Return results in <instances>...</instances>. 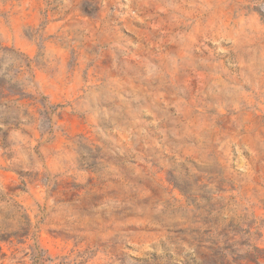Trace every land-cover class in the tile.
<instances>
[{"label": "rangeland", "instance_id": "374dc122", "mask_svg": "<svg viewBox=\"0 0 264 264\" xmlns=\"http://www.w3.org/2000/svg\"><path fill=\"white\" fill-rule=\"evenodd\" d=\"M0 80V264L264 249V0H0Z\"/></svg>", "mask_w": 264, "mask_h": 264}, {"label": "trees", "instance_id": "16d2710c", "mask_svg": "<svg viewBox=\"0 0 264 264\" xmlns=\"http://www.w3.org/2000/svg\"><path fill=\"white\" fill-rule=\"evenodd\" d=\"M11 86H6L3 81L0 80V100L13 98L15 96H22V93H13ZM17 99L16 101H19ZM0 201L7 204V214L4 216L5 220L11 223V227L8 229L0 228V247L1 244H9L11 246H17L24 244L26 240L33 236V225L26 214L23 207L14 200L5 199V196L0 195ZM255 254L245 253L238 256L241 261L248 263L258 264L259 260L264 259V249L257 247L253 248ZM214 264H227L226 256L222 253L217 263Z\"/></svg>", "mask_w": 264, "mask_h": 264}]
</instances>
